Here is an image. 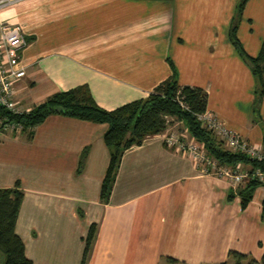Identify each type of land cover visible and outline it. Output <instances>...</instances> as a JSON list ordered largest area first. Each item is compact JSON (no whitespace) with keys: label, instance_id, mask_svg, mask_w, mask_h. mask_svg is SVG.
I'll return each instance as SVG.
<instances>
[{"label":"crops","instance_id":"1","mask_svg":"<svg viewBox=\"0 0 264 264\" xmlns=\"http://www.w3.org/2000/svg\"><path fill=\"white\" fill-rule=\"evenodd\" d=\"M236 2L13 0L0 10V21L19 25L27 40L21 53L26 74L16 81L13 100L29 111L86 83L95 101L111 110L169 77V57L179 84L206 90V112L260 150L264 95L256 120L255 77L228 37ZM237 36L249 55L258 53L264 0H247ZM178 123L168 117L163 132L125 149L107 201L100 199L109 163L106 123L52 114L31 138L19 128L0 129V188L20 182L15 231L32 264H80L92 223L97 234L86 264H171L165 256L174 264H219L230 250L260 264L264 186L244 209L238 195L228 200L237 184L202 172L165 143Z\"/></svg>","mask_w":264,"mask_h":264},{"label":"trees","instance_id":"2","mask_svg":"<svg viewBox=\"0 0 264 264\" xmlns=\"http://www.w3.org/2000/svg\"><path fill=\"white\" fill-rule=\"evenodd\" d=\"M247 0H237L230 23L228 37L237 54L249 66L255 77L253 112L255 119L260 117L259 108L264 95V39L261 41L258 53L249 55L237 36V29ZM167 62L172 74L159 82L145 97L135 99L108 110L101 107L94 99L88 84L83 83L70 89L58 91L46 100L32 107L29 111L12 112L0 104V129L9 125H20L21 131L27 136H33V128L42 123L52 114L74 117L95 123H106L103 140L109 153V163L104 174L100 199L107 201L117 175L121 157L125 149L141 142L150 135L163 132L168 123V117L181 121L189 135L202 144L206 154L214 158L218 164L235 169L240 165L248 176L243 182L230 189L227 199L235 195L240 197L241 208L244 209L253 197L256 187L263 185L253 175L256 169L264 171V134L262 138L263 158L258 159L239 150L225 146V142L212 129H209L198 118L206 111L208 94L205 89L193 85H181L177 80V68L171 58ZM264 131V126H263ZM87 153L83 149L80 163ZM24 193L20 182L13 187L0 188V253L3 254L2 264H32L25 255V247L21 237L15 231V224ZM264 211V197L262 199ZM82 214V213H81ZM97 234V224L92 223L85 238V246L80 264H86ZM229 260L219 264H255L256 260L248 254L235 250L228 252ZM167 263H177L170 256L164 257ZM264 264V254L260 259Z\"/></svg>","mask_w":264,"mask_h":264},{"label":"built area","instance_id":"3","mask_svg":"<svg viewBox=\"0 0 264 264\" xmlns=\"http://www.w3.org/2000/svg\"><path fill=\"white\" fill-rule=\"evenodd\" d=\"M12 2L13 0H0V10ZM26 45L25 34L19 25L0 21V104L12 112H21L13 97L16 81L26 74L25 64L21 58V53ZM198 118L224 140L227 148L245 152L258 159L263 158L261 149L249 146L243 138L225 128L212 113L205 111L199 114ZM20 127V125H9L6 128L13 130ZM164 140L168 146H176L183 153L188 154L204 173L228 178L233 185L243 182L248 176L247 171L241 170L240 165L232 169L218 164L191 136L186 143L173 133L165 134ZM253 175L260 181H264V171L256 169Z\"/></svg>","mask_w":264,"mask_h":264},{"label":"rangeland","instance_id":"4","mask_svg":"<svg viewBox=\"0 0 264 264\" xmlns=\"http://www.w3.org/2000/svg\"><path fill=\"white\" fill-rule=\"evenodd\" d=\"M254 114V112H253ZM255 116V114H254ZM171 131H174L173 132H170V133H173L175 134L176 136L179 137V139H181L182 141H184L185 143L188 141V133L185 131V127L182 123H178V124H175L172 128H171ZM0 255L2 256V254L0 253Z\"/></svg>","mask_w":264,"mask_h":264}]
</instances>
